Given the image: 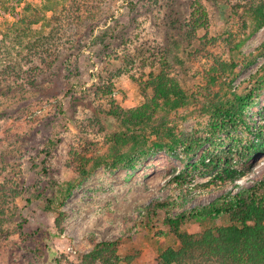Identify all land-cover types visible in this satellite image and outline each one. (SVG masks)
<instances>
[{
	"label": "rangeland",
	"instance_id": "1",
	"mask_svg": "<svg viewBox=\"0 0 264 264\" xmlns=\"http://www.w3.org/2000/svg\"><path fill=\"white\" fill-rule=\"evenodd\" d=\"M259 7L264 0H0V264H84L99 242L116 243L120 264H157L178 248L167 220L262 182L264 151L243 155L258 131L264 137V92L233 126L216 128L213 114L264 70ZM161 70L189 97L154 121L173 129L175 150L156 148L169 138L148 130L147 153L135 157L145 146H128L134 161L111 169L108 137L121 129L110 103L138 107L152 96L150 73ZM230 152L243 176L213 181L219 169L202 164ZM79 154L107 162L78 178ZM69 181L76 185L63 198ZM160 202L167 205L151 214ZM226 224L220 217L180 229Z\"/></svg>",
	"mask_w": 264,
	"mask_h": 264
},
{
	"label": "trees",
	"instance_id": "2",
	"mask_svg": "<svg viewBox=\"0 0 264 264\" xmlns=\"http://www.w3.org/2000/svg\"><path fill=\"white\" fill-rule=\"evenodd\" d=\"M261 8L255 10L256 29L264 26V10L261 11ZM31 48H29L30 54L26 57L29 62L34 56ZM162 65L169 66L166 58L163 59ZM19 67L20 65L17 66V69ZM8 70L12 71L15 68L8 67ZM229 71L232 72V68ZM144 87L151 90L152 96L136 108L122 110L114 103H110L107 115L112 117L121 129L111 133L108 137L110 152L107 158L110 160L111 169L127 166L134 161L135 157H141L144 152L147 153L146 132L148 130L157 138L162 136L160 134L169 138V145L155 141L156 148L165 146L170 152L175 150L174 146L177 141L173 135V129L167 127L166 123L154 125V121L156 115L163 110L169 112L185 107L189 97L180 83L170 77L166 70H161L156 75L150 73L149 80L145 82ZM263 92L264 70L251 91L243 96L234 95V105L230 108L217 107L215 109L217 112L213 114L218 120L215 127L217 128L219 124L220 127L235 125L242 115L256 104V100ZM256 136L260 141L253 143L243 157L264 151L263 133L258 131ZM138 145L145 147L136 151L139 155L134 158L130 154L123 153V150L128 146L133 148ZM193 148V143H189L186 151L194 152ZM75 160L78 178H87L94 169L107 162L106 158L94 159L82 154L76 155ZM235 162L230 152L214 156L202 166L208 172L219 169L213 176V181L235 182L243 176L240 169L234 165ZM179 178L177 175L176 180L178 181ZM75 185L74 181H69L66 184L61 191L63 198L69 196ZM166 205V202L155 203L150 210L151 214H155L158 208H163ZM220 217H226L228 224L206 228L200 233L192 234L180 229V226L186 221L215 220ZM167 224L178 248L168 247L162 251L157 259V264H264V180L258 185L241 188L236 192L229 191L215 198L206 206L191 209L174 219L167 220ZM129 261L126 260L125 263L131 264ZM98 262L121 263L116 256V243H96L93 250L84 257V264Z\"/></svg>",
	"mask_w": 264,
	"mask_h": 264
}]
</instances>
